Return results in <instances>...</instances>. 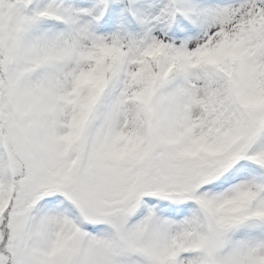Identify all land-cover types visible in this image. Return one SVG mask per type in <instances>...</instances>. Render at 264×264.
<instances>
[{"label": "snow or ice", "instance_id": "snow-or-ice-1", "mask_svg": "<svg viewBox=\"0 0 264 264\" xmlns=\"http://www.w3.org/2000/svg\"><path fill=\"white\" fill-rule=\"evenodd\" d=\"M0 264H264V0H0Z\"/></svg>", "mask_w": 264, "mask_h": 264}]
</instances>
